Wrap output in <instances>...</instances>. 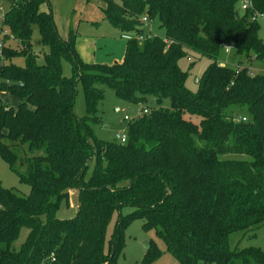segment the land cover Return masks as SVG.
Returning <instances> with one entry per match:
<instances>
[{
	"label": "trees",
	"instance_id": "16d2710c",
	"mask_svg": "<svg viewBox=\"0 0 264 264\" xmlns=\"http://www.w3.org/2000/svg\"><path fill=\"white\" fill-rule=\"evenodd\" d=\"M48 1L12 0L0 25V93L16 99L15 106L0 99V157L29 186L26 196L0 189V264H116L133 218L178 264H264L261 249L229 245L232 234L264 226V75L250 71L254 62L264 67L261 20H252L264 18V0L245 10L242 0H103L106 22L135 36L111 65L84 63L73 31L58 38L51 14L40 10ZM154 20L162 38L146 30ZM225 46L238 67L217 62ZM189 54L208 61L195 92L178 66ZM19 58L22 66L13 63ZM78 82L81 118L72 111ZM103 87L126 103L155 102L123 120L124 143L93 135ZM74 190V216L59 219ZM127 206L132 212L119 215L105 251L108 216ZM21 229L28 233L15 250ZM158 256L149 244L142 264Z\"/></svg>",
	"mask_w": 264,
	"mask_h": 264
},
{
	"label": "rangeland",
	"instance_id": "374dc122",
	"mask_svg": "<svg viewBox=\"0 0 264 264\" xmlns=\"http://www.w3.org/2000/svg\"><path fill=\"white\" fill-rule=\"evenodd\" d=\"M12 0H0V25L3 14L7 11L9 3ZM119 4L118 0H114ZM105 3L103 0H49L48 5L42 4L40 10L49 12L55 27L57 36L61 40H66L69 31L76 34L75 49L80 59L86 64L111 65L120 63L123 58L124 48L128 40L135 36L130 33H120L114 29L103 18V9ZM258 37L264 40V22L259 21ZM149 29V28H148ZM152 35L163 37V30L159 27L158 21L154 20L150 25ZM38 34L34 27L31 36L32 50L35 53L40 51L37 45ZM13 44L9 41L6 44ZM14 45V44H13ZM46 50H44L45 52ZM40 54V53H39ZM190 61L186 58L178 62V66L184 73L187 74L185 87L195 92L197 89L196 81L200 79L204 72L208 61L205 58L197 57L193 54L188 55ZM233 50L228 51L225 47L221 48L217 62L228 68H236L237 61ZM42 54L37 58V63L42 64ZM14 64L22 66V59H15ZM241 65L245 66L246 62L241 60ZM70 64L66 60H61V72L65 77L71 76ZM252 71L256 74L264 75V67L259 63H253ZM103 100L99 106L97 114V122L93 123V135L101 140L113 142L114 136L126 134V123L123 117L126 115L130 120L136 118L142 109L155 108L153 99L141 105L126 103L118 99L112 90L102 88ZM0 99L9 102L10 105H16V99L10 97L6 93H0ZM168 100L162 102V108H168ZM73 114L76 117H84L86 115L84 95L80 82L76 85L74 101L72 105ZM237 158V157H234ZM92 162L89 164V169L86 172V178L90 175ZM0 189H12L21 196H26L29 193V186L22 183L16 173L12 172L5 162L0 157ZM77 209L76 191L69 193L67 203L62 202L58 209L59 219H68L74 216ZM132 212L129 206L114 209L108 216V221L104 233V247L107 250L108 241L119 215L127 216ZM143 220L140 218L131 219L124 227L123 249L116 259V264H142L144 255L146 254L149 244H154L160 251V256L151 261L150 264H178L177 261L166 252L163 242L158 239L153 229L143 230ZM28 231L21 229L17 240L13 244L15 250L19 249L24 242ZM144 244L147 246L144 247ZM230 248L238 249L253 247L264 251V226L258 231L247 232L245 235L240 233L232 234L229 238Z\"/></svg>",
	"mask_w": 264,
	"mask_h": 264
},
{
	"label": "built area",
	"instance_id": "2783aa9c",
	"mask_svg": "<svg viewBox=\"0 0 264 264\" xmlns=\"http://www.w3.org/2000/svg\"><path fill=\"white\" fill-rule=\"evenodd\" d=\"M251 7V2L250 0H242L241 3H240V8L241 10H245L247 8ZM255 19H258V20H261L264 22V18L263 16L261 15H254V17L252 18V20H255ZM142 23L144 24V26H147V19L146 18H143L142 19ZM6 34V31H0V60H2V49L4 47V43H3V36ZM141 40V37L139 38ZM226 50L228 51H232V48L230 46H225ZM146 110H143V113H145ZM123 120L124 121H129L130 119L125 115L123 117ZM243 120V119H242ZM115 139H117L120 143H124L125 140H126V136L124 134H121V135H116L115 136Z\"/></svg>",
	"mask_w": 264,
	"mask_h": 264
},
{
	"label": "crops",
	"instance_id": "0c3cea01",
	"mask_svg": "<svg viewBox=\"0 0 264 264\" xmlns=\"http://www.w3.org/2000/svg\"><path fill=\"white\" fill-rule=\"evenodd\" d=\"M148 28L149 29H147V27H146V30H148L150 33H151V30H150V26H148ZM238 62V61H237ZM254 63H256V62H254ZM221 65H223V64H221ZM252 66H253V64H252ZM252 66H251V68H250V71L252 72V73H254L253 71H252ZM237 67H238V65H237ZM254 74H256V73H254ZM71 193V192H70Z\"/></svg>",
	"mask_w": 264,
	"mask_h": 264
},
{
	"label": "water",
	"instance_id": "95a60500",
	"mask_svg": "<svg viewBox=\"0 0 264 264\" xmlns=\"http://www.w3.org/2000/svg\"><path fill=\"white\" fill-rule=\"evenodd\" d=\"M147 245L146 244H144V247H146Z\"/></svg>",
	"mask_w": 264,
	"mask_h": 264
}]
</instances>
